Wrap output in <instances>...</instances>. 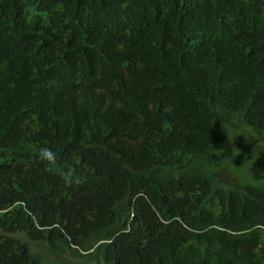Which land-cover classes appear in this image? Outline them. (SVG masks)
I'll return each mask as SVG.
<instances>
[{
  "label": "trees",
  "instance_id": "obj_1",
  "mask_svg": "<svg viewBox=\"0 0 264 264\" xmlns=\"http://www.w3.org/2000/svg\"><path fill=\"white\" fill-rule=\"evenodd\" d=\"M262 175L264 0H0V264H264Z\"/></svg>",
  "mask_w": 264,
  "mask_h": 264
},
{
  "label": "rangeland",
  "instance_id": "obj_2",
  "mask_svg": "<svg viewBox=\"0 0 264 264\" xmlns=\"http://www.w3.org/2000/svg\"><path fill=\"white\" fill-rule=\"evenodd\" d=\"M250 141H251L250 143L253 145H260L263 143L254 136H252ZM247 159H251L249 149L247 148V146L238 144L235 149L234 158L225 165L215 170L216 179L226 185H232L233 187H238L239 181L240 183H243L246 177L248 178V180H252V182L254 183L259 182L260 181L259 179L251 177L250 172L254 170L252 169L254 168V165L248 163ZM253 161H255L253 162V164H255L257 160L254 159ZM261 179L262 180L264 179L263 175ZM51 252L54 253V251ZM74 259H75L74 257L68 255L66 257L65 264H76V261ZM83 264H91V263L83 262Z\"/></svg>",
  "mask_w": 264,
  "mask_h": 264
},
{
  "label": "clouds",
  "instance_id": "obj_3",
  "mask_svg": "<svg viewBox=\"0 0 264 264\" xmlns=\"http://www.w3.org/2000/svg\"><path fill=\"white\" fill-rule=\"evenodd\" d=\"M38 158L42 162H45L47 164V168H46L47 171L59 172V169L57 167L56 154L52 152L49 148L42 147L39 150ZM60 174L63 176L65 183L69 184L70 186L72 185L78 186L86 182V177H84L83 175H77L74 172L72 173V175H67L64 173H60Z\"/></svg>",
  "mask_w": 264,
  "mask_h": 264
}]
</instances>
